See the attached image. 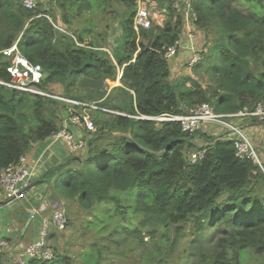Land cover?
Here are the masks:
<instances>
[{
  "label": "trees",
  "instance_id": "trees-1",
  "mask_svg": "<svg viewBox=\"0 0 264 264\" xmlns=\"http://www.w3.org/2000/svg\"><path fill=\"white\" fill-rule=\"evenodd\" d=\"M115 1L127 11L120 43L109 55L97 38L87 41L92 17H86L90 26L78 30L73 23L87 13L105 12L113 0H53L69 33L57 29L38 6L28 10L22 0H0V81H11V57L3 52L16 45L31 65L40 66L38 86L44 92L52 94L50 86L62 85L60 97L108 110L93 112L97 130L90 134L86 156L46 178L52 177L54 192L64 201L94 214L99 206L107 207L96 220L130 211L141 216L142 230L151 238L160 234L170 254L177 245L175 239L169 242L170 230L175 228L178 237L193 224L195 264H264L262 169L238 158L234 143L223 135L198 147L178 121L151 119L183 115L204 103L218 114L264 104V0H191L193 26L214 36L191 68L210 79L205 87L190 75L171 79L165 53L180 40L182 14L167 3L164 26L136 31L138 0ZM117 80L121 85L108 92L105 83ZM69 106L0 84V173L60 130ZM165 148L162 156L155 155ZM195 151L203 155L192 162L188 154ZM122 229L129 236L142 235L141 229L121 226L113 235ZM101 251L96 246L87 252L86 264H99ZM28 264L76 263L54 251L52 259Z\"/></svg>",
  "mask_w": 264,
  "mask_h": 264
},
{
  "label": "rangeland",
  "instance_id": "rangeland-1",
  "mask_svg": "<svg viewBox=\"0 0 264 264\" xmlns=\"http://www.w3.org/2000/svg\"><path fill=\"white\" fill-rule=\"evenodd\" d=\"M155 1L156 5L151 10L152 27L164 26L168 22L169 17L165 7L167 3L175 9L176 14L178 13L184 16V29H187V37L189 40L190 38L195 39L197 45L190 55L185 56L186 59H184L185 62L180 67V72L182 75L186 73L192 75L194 79L199 80L205 87L210 83V79L203 74V70L201 69L198 75H194L186 61L195 52L199 54L203 53L206 46L212 42V37L214 36L212 33L208 35L205 31L198 30L193 26V17L190 9L191 0ZM37 6L47 11L48 16L54 21V25L69 33L70 28L68 29L61 21V10L53 0H37ZM126 11L127 7L113 0L110 8L105 12L87 13L89 16L82 18V22L75 20L73 28L74 30H78L85 23L88 24L89 21L86 20L87 18L92 17L93 23L90 25L92 26L93 33L88 36L87 41L97 38L102 49L108 52L109 55H113L114 49L120 43V37L122 35L121 21ZM183 35L184 33L181 36ZM178 56H181L180 53L176 57ZM105 86L108 91V88L117 87L119 84L118 81H110L106 82ZM49 92L52 95L61 96L64 94V87L62 85L50 86ZM92 119H96V115L93 113ZM191 154H188L189 159L192 158ZM62 201L68 219V225L64 231H52L54 235L51 237L49 244L55 252L72 257L76 264H86L87 252L92 251L96 246L102 249L99 264H195L194 257L191 253L194 252L193 244L197 238L194 229H192L193 224L191 223L184 227L182 235L178 237L175 233V228L170 230L168 234L169 242L174 239L177 242L175 250L170 254L168 252L169 244L165 245L161 242V235L159 234L156 238L147 236V232L144 229L142 230L140 224L142 217L133 214L131 211L127 212L125 216L117 214L112 220L109 219V216H101L104 217V221H101L99 218L96 220V218L107 207L99 206L97 213L94 214L92 211L81 208L75 202ZM103 224L107 227L102 232L101 226ZM120 226L129 227L131 230L141 229L142 235L141 237L129 236L124 232V229L121 230L119 236L113 235V231L120 228ZM114 238H117L118 242H115L113 240ZM2 257L3 255H0V261H2ZM88 261H90L89 258ZM253 263L257 264L258 262L253 261ZM93 264L98 263L94 260Z\"/></svg>",
  "mask_w": 264,
  "mask_h": 264
},
{
  "label": "built area",
  "instance_id": "built-area-1",
  "mask_svg": "<svg viewBox=\"0 0 264 264\" xmlns=\"http://www.w3.org/2000/svg\"><path fill=\"white\" fill-rule=\"evenodd\" d=\"M137 4L138 7L134 17L135 30L150 29L152 27L151 10L156 5V1L138 0ZM22 5L28 10H34L37 7V0H22ZM54 26L60 29L56 25ZM192 40L194 39L190 38V41ZM183 45L179 40L175 46L170 47L165 53L166 59L171 61L177 58L178 53L184 48ZM3 53L11 57V65L7 68L11 81L7 83L0 81V84L26 93L48 96L70 104L61 129L53 133L50 138L54 141H62L68 146L71 153H77L85 149L87 146L86 141L77 138L72 132V127H77L89 136L97 130L92 119V113L97 110H108L100 108L95 102L86 103L44 92L38 86L43 78L40 66L31 65L19 54L16 45ZM200 60L201 55L195 52L186 63L189 68H192ZM151 119L158 122L178 121L186 137H194L201 132L208 131L211 127L222 128L224 131L223 136L234 143L236 156L240 159L251 160L264 172V164L253 141L241 127V122L245 119H256L264 123V104L262 103L257 104L253 109L245 108L231 114H218L212 106L204 103L195 106L183 115H163ZM202 155L203 152L200 151L192 153L191 161L195 162ZM31 176L32 171L25 161V156L21 157L16 164L1 171L0 202L4 203L23 197L25 194L23 189L28 186ZM67 225L68 219L65 209L63 206L58 205L53 213L43 220L38 240L24 246L22 249L13 252L8 241L0 237V255H8L7 264H28L32 259L50 260L54 257V250L49 244V235L52 231H64Z\"/></svg>",
  "mask_w": 264,
  "mask_h": 264
},
{
  "label": "crops",
  "instance_id": "crops-1",
  "mask_svg": "<svg viewBox=\"0 0 264 264\" xmlns=\"http://www.w3.org/2000/svg\"><path fill=\"white\" fill-rule=\"evenodd\" d=\"M186 31L187 29L185 28L182 32L184 35L180 37V42L184 44V48L180 51L181 56L169 61L171 79L182 75L180 67L185 62V56L190 55L194 50L193 48H196L197 45L195 39L189 40ZM175 72L178 73L175 74ZM184 75L189 74L186 73ZM117 81L120 86V81ZM112 88H108V92ZM64 121L65 117L62 116L61 125H63ZM241 127L253 141L264 164V123L254 119H245L241 122ZM72 132L77 138L84 139L86 143L91 139L90 135H86L77 127H72ZM223 132L222 128L211 127L208 131L194 136L193 142L198 147H204L208 144L207 138L221 136ZM86 154L87 146L77 153H71L66 144L62 141H54L50 137L34 144L25 154V161L32 171L28 186L36 181L38 183L26 190L23 197L0 204V237L8 241L9 247L13 252L38 240L43 220L53 213L56 206H63L62 199L54 192L52 177L46 178V176L54 171L53 176H55L61 166H74L75 162H73V159H81ZM53 235L54 233L51 232L49 239ZM0 262V264H7L8 255H4Z\"/></svg>",
  "mask_w": 264,
  "mask_h": 264
},
{
  "label": "water",
  "instance_id": "water-1",
  "mask_svg": "<svg viewBox=\"0 0 264 264\" xmlns=\"http://www.w3.org/2000/svg\"><path fill=\"white\" fill-rule=\"evenodd\" d=\"M186 139V138H185ZM167 150V148H165L162 152H160V153H158V154H155V155H157V156H162L164 153H165V151ZM38 182L36 181V182H34L32 185H29L28 187H26V188H24L23 189V192H25L26 190H28V189H30L31 187H33L34 185H36Z\"/></svg>",
  "mask_w": 264,
  "mask_h": 264
}]
</instances>
